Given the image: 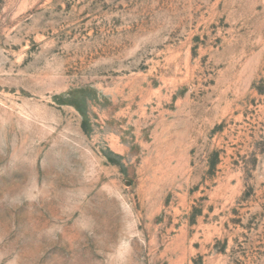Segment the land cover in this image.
<instances>
[{"label":"rangeland","instance_id":"obj_1","mask_svg":"<svg viewBox=\"0 0 264 264\" xmlns=\"http://www.w3.org/2000/svg\"><path fill=\"white\" fill-rule=\"evenodd\" d=\"M0 264H264V0H0Z\"/></svg>","mask_w":264,"mask_h":264}]
</instances>
